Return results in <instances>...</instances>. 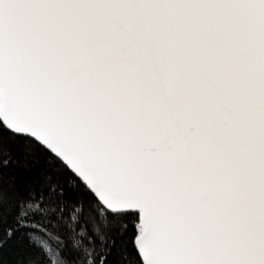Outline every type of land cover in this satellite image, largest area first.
<instances>
[{"label": "snow or ice", "instance_id": "6c2138e0", "mask_svg": "<svg viewBox=\"0 0 264 264\" xmlns=\"http://www.w3.org/2000/svg\"><path fill=\"white\" fill-rule=\"evenodd\" d=\"M0 264H264V0H0Z\"/></svg>", "mask_w": 264, "mask_h": 264}]
</instances>
